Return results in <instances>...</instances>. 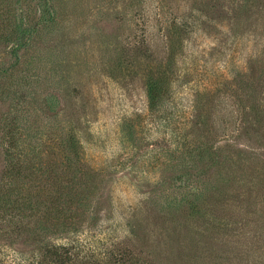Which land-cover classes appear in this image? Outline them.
<instances>
[{
  "label": "rangeland",
  "instance_id": "1",
  "mask_svg": "<svg viewBox=\"0 0 264 264\" xmlns=\"http://www.w3.org/2000/svg\"><path fill=\"white\" fill-rule=\"evenodd\" d=\"M54 246L264 264V0H0V264Z\"/></svg>",
  "mask_w": 264,
  "mask_h": 264
},
{
  "label": "trees",
  "instance_id": "2",
  "mask_svg": "<svg viewBox=\"0 0 264 264\" xmlns=\"http://www.w3.org/2000/svg\"><path fill=\"white\" fill-rule=\"evenodd\" d=\"M153 87L150 88L148 98L150 100L149 105L151 109H155L156 105L158 104V91H157V85L153 84ZM45 254H43V258L36 261V264H67L70 260V254L68 248L60 247V246H54L51 248H45ZM117 261L122 262L123 264H136L137 259L135 255L131 252L128 255H124L120 257ZM125 262V263H124ZM88 263V262H87ZM2 264H7V262H3ZM13 264V262H11ZM15 264V262H14ZM17 264H26L25 262L17 263Z\"/></svg>",
  "mask_w": 264,
  "mask_h": 264
}]
</instances>
